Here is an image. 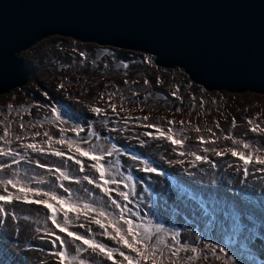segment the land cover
I'll return each instance as SVG.
<instances>
[{
  "label": "rangeland",
  "instance_id": "obj_1",
  "mask_svg": "<svg viewBox=\"0 0 264 264\" xmlns=\"http://www.w3.org/2000/svg\"><path fill=\"white\" fill-rule=\"evenodd\" d=\"M73 47H79V49H81L80 47H84L88 56L91 55L90 50L97 46L93 42L78 41L69 36L48 35L37 40L17 54L23 60L24 65L28 67L30 74L26 84L22 87H16L0 93V134H3L5 125L11 124L13 135L10 138L13 141L12 146L18 147L15 141L16 133L25 134V139L28 141L31 137L33 139V133L40 132L41 135L34 139L36 141H43L46 139L42 135L45 131L50 132L54 138H58L60 127H67L69 129L77 125L85 129L92 127L101 137V140L98 142L94 138H89L92 143H99L101 145L102 139L105 138L109 141L108 146L105 144L106 148L110 147L112 143H116L122 150H127L126 154L119 156L121 171L125 174L131 172L137 189L138 185L142 188L141 193L144 199L140 202L141 217L143 219H154V222L163 223L166 228L179 230L182 242H187L189 245L198 247L201 254L207 256V259L198 257L192 264H222L208 250L203 248L205 243H215L216 237H211L207 240L203 237L199 204L204 201L200 200L199 197H207L215 193L218 194L220 199L239 200L240 198L234 192L231 191L229 193L226 191L225 182L222 180L224 172L218 173L217 169L211 170L209 166L201 165V167L208 169L209 175L202 176L201 174H197L196 176H190L188 172H197V170L189 168L187 164L181 166L179 164H169L167 161L169 159H193L187 156L181 157L178 155V152L195 151L198 154H204L202 151L204 147H215L218 149L237 147L239 150H244L242 148L244 142L251 145L249 150L254 154H256V149H260L261 154H264V147L258 146L264 145V141H260V137L248 139V136L245 138L247 132L252 127V125L248 124L249 119H252L254 123L264 126V93L250 91L249 89L241 91H229L225 89L204 90L202 85L192 80L179 67L158 65L154 62L152 55L136 50H132L137 57L133 70L125 72L127 74L119 73L117 71L120 68L114 66L118 58L117 56H115V60L111 56L102 57L100 58L102 60H100L95 59L91 55L86 62L81 63V58L72 52ZM111 50L120 51L121 53H126L127 51L119 47ZM145 56L150 57L152 63H144L142 58ZM73 58L75 60L72 62ZM108 59H110L112 65L108 64V67H105V63H109ZM72 64L74 65L72 66ZM59 65H61V68L57 70L56 67ZM145 79L150 81L148 85H144ZM158 79L161 81L160 83H157ZM125 81H127L126 84ZM52 83L57 87L59 83L65 84L62 96L58 94L59 87H55L57 93L55 96H52ZM134 92L137 95H133ZM173 92H177L179 98L173 96ZM110 94L114 95H112L109 101ZM64 101L70 103L72 106H76V111L74 112L81 116L76 117L73 114H67L63 107ZM202 101L203 103H201ZM109 103L116 105V111L120 113L119 115L112 112L111 108L108 107ZM9 104L13 105V109H8L7 106ZM93 106H99L108 111L109 117L107 123H105L104 117H98L96 114L91 117L87 115L82 116L81 111L83 107L92 108ZM53 107L60 111L64 120L67 121L66 125L48 123ZM144 116H148L149 120L143 121L142 118ZM233 119L236 121L235 127L232 126ZM21 120L25 124L24 132H21ZM168 120L174 121V124L169 125L167 123ZM181 121L183 124H181ZM146 123H152L164 131L172 127L174 133H180V138L187 137L184 147L177 146V152H173L172 148L174 146L170 142L159 140L158 145L167 143L169 147L162 148L159 153L151 152L148 155L139 153L138 148H141V146L136 145V137L147 141L146 145H148L151 142L150 140L154 139L143 136V133L148 131L153 136L159 134L156 128L149 129L144 127ZM217 124H219V127H217ZM196 127L200 128L199 133L194 130ZM112 128H118L120 131H111ZM242 129L244 131L240 133ZM66 135L69 138H77L75 133L71 131H68ZM228 135H231L233 139L241 141V144L233 145L231 140L225 139V136ZM86 136L87 131L80 133V137ZM200 136H203L209 143H201L198 139ZM211 141H215V143H211ZM55 146L61 147L59 145ZM83 146L87 147V145ZM64 150L67 151L66 147ZM146 152L149 153L150 151ZM133 154L140 155L142 159H148L150 162L154 161V166L158 168V171L163 172L165 176H171L170 188L166 191H163L161 187L157 188L155 180L158 175L154 173L146 174L139 171L141 165L138 162H128L127 160L124 163L123 157L130 158ZM207 155H209L210 159H214L215 157V154L211 152L207 153ZM36 157V159L49 165H61L63 163L58 158L52 156L36 155ZM161 157L164 158L162 159ZM107 159L115 161L116 157L113 156ZM85 163H90V161L85 160ZM177 165L182 169L177 170V168H174ZM19 168L21 176L27 175L28 178L36 176L48 181L47 185L42 186L52 187L55 182L54 175L45 169H39L36 166L23 162L19 165ZM67 170L72 176H82L84 174L78 171V166L72 161L67 162ZM6 174L10 175L11 170H8ZM184 174L187 176H184ZM217 176H219V180ZM213 178L217 180L216 184L209 182ZM251 178L250 176L247 178L245 187L242 183L243 185H238L236 190L244 191L247 189L250 200L256 201L257 197H264V190L262 189L264 187V178L261 179V182L256 179V183L259 182L261 184L256 195H254L255 193L251 188ZM64 183L67 187L73 189L75 196L81 200L92 199L88 197L87 193L82 191L83 187L89 188L95 196L100 197L101 203L107 200L98 189L87 185L84 181L81 184L68 181ZM181 185L187 187L189 194H186L180 188ZM144 188H147L149 191L144 192ZM193 188L202 191L199 197L194 193ZM55 190L67 195L58 187ZM233 197L236 199H232ZM207 203L213 202L208 201ZM129 206L131 207L132 205ZM249 208L253 211L254 218L261 216L263 217V221L262 223L249 224V227L253 228L249 248L251 258L246 255L243 258L244 264H264V241L261 240V236L264 235V213L261 215L259 212L261 208L259 204L252 202ZM212 210L217 211L219 209L218 207H213ZM46 215L47 211L43 213V218L35 220V229L41 228L43 230L51 226L50 222L46 221ZM19 216L21 217V215ZM23 216L27 215L24 214ZM28 219L31 220L32 217L28 216ZM80 222L82 221H77V225ZM89 226L91 227V225ZM92 226L96 227V229H93L95 232L101 231L96 225ZM74 230L79 231L81 234L85 233V229L78 227ZM197 236H200L201 239L197 240ZM95 238L108 244L110 247H117L114 242L107 240L103 236L97 235ZM5 239L11 242V239ZM260 242L263 245H259ZM222 246L224 245L222 244ZM44 247L51 246L44 245ZM225 247L228 254L232 255L231 246ZM30 248L43 249V246L39 245L37 236L33 239L28 238L25 240L19 250ZM44 250L47 253L51 251L48 249ZM191 254V252L181 253V256L186 260V257ZM4 255L5 250L0 246V263L11 264L9 259L5 260ZM85 256L87 257V253H85ZM252 258L256 259L255 263L250 261ZM97 259L100 258L97 257ZM233 259L236 260V264H240L241 258L239 256H234ZM24 264L27 263L24 262ZM101 264H111V262L102 261Z\"/></svg>",
  "mask_w": 264,
  "mask_h": 264
},
{
  "label": "snow or ice",
  "instance_id": "obj_2",
  "mask_svg": "<svg viewBox=\"0 0 264 264\" xmlns=\"http://www.w3.org/2000/svg\"><path fill=\"white\" fill-rule=\"evenodd\" d=\"M72 52L81 58V63L87 61L88 56L85 50L73 47ZM109 56L115 60V54L105 48L97 53L96 58ZM142 60L144 63H152L151 58L147 56ZM105 67H108V63H105ZM119 67L128 69L129 64L120 61ZM160 82L158 79L157 83ZM126 83L127 81H125ZM143 83L148 85L150 81L145 79ZM58 87L63 89L65 84L59 83ZM112 95L114 94L109 95V101ZM133 95H137V93L134 92ZM172 95L179 98L177 92H173ZM7 107L9 110L13 109L11 104ZM108 107L114 114H120L116 111L115 104L109 103ZM91 111L98 117H104V121L107 123L108 117L105 108L93 106ZM142 119L148 121L149 117L144 116ZM48 123L66 125L67 121L64 120L60 111L53 107ZM167 123L172 125L174 121L168 120ZM181 124H183L182 121ZM248 124L252 125L249 129L251 132L264 135V126L254 123L252 119L248 120ZM232 126H236L235 119L232 121ZM144 127L156 128L159 134L153 136L152 133L145 131L143 136L170 142L174 146L173 152H177V146L183 148L185 145L187 137L180 138V133H174L172 127L167 128L166 131L152 123H146ZM20 128L22 130L25 128L23 120H21ZM194 130L197 133L200 132L199 127ZM68 131L75 133L77 138H69L66 135ZM85 131H87V136L80 137V133ZM111 131H120V129L112 128ZM209 131L211 130L209 129ZM12 135L11 124L5 125L3 134H0V240L4 238L3 229L10 226L9 221L15 225L14 232L18 233L20 230V216L15 208L17 204L36 205L47 210L46 221L50 222L51 226L43 230L36 228L35 231L42 233L39 239L51 245L49 255L55 264H101L102 261H110L111 264H166V262L167 264H192L198 257L207 259V256L201 254L198 247L182 242L179 230L166 228L163 223H153L152 220H145L141 217L140 202L144 197L142 193L137 192V185L131 172L125 174L121 171L119 156L126 154L127 150H122L116 143H112L107 148L101 147L99 143H92L89 138H94L97 142L101 140L100 135L92 127L87 129L79 125L71 129L60 127L58 138H54L50 132L45 131L42 135L46 139L43 141L34 139L41 135L40 132L33 133V139L28 141L25 139V134L16 133L15 141L18 147L12 146L13 141L10 138ZM136 139L142 146L147 143L139 137ZM198 139L201 143H209L203 136ZM225 139L231 140L233 145L241 144V141L233 139L231 135L225 136ZM211 143H215V141H211ZM83 145H87V147ZM65 147L67 151L64 150ZM242 148L249 150L251 145L244 142ZM244 150H239L237 147L223 149L204 147L202 150L204 154H198L195 151L178 152L181 157L187 156L193 159H169L167 162L181 166L187 164L189 168L196 169L197 172H188L190 176L197 174L205 176L209 175V171L202 168L201 165H208L211 170L221 167L210 159L207 153H214L216 157L230 155L242 162V165L236 166V171L242 173L244 179L241 183L246 184L247 178L252 174V167L256 172L264 173V154H261L260 149H256V154L250 150ZM32 154L56 157L63 163L61 165L45 164L39 159H33ZM113 156L116 157L115 161L107 159ZM130 159L141 165L139 168L141 172L164 175L154 166V161L150 162L135 154L131 155ZM85 160L90 163H85ZM68 161H72L78 166V171L84 174L82 176L70 175L67 170ZM22 162L29 165L35 164L36 168L45 169L53 174L55 182L52 187L42 186L48 184V181L43 178L21 176L19 165ZM227 166L234 167L233 163H228ZM8 170H11L10 175L6 174ZM65 181L75 184H81L84 181L87 185L98 189L107 200L101 203V198L95 196L87 187H83L82 191L92 199L81 200L75 196L73 189L65 185ZM209 182L216 184L217 180L213 178ZM233 182L230 179L227 184L231 185ZM57 187L67 195L57 192L55 190ZM143 191L149 190L144 188ZM230 191L240 198L239 202L220 199L215 193L207 197H199L204 201L199 204L203 237L206 240L216 237L215 243H205L203 248L222 264H236L234 256H239L240 264H244L243 258L246 255L251 258L249 248L253 228H250L249 224H254L255 216L249 208L252 201L247 189L239 191L233 188ZM208 201L213 203H207ZM260 206L264 207V197L261 198ZM213 207H218L219 210L214 211ZM23 219L27 220L28 217L25 216ZM77 221L82 222L77 225ZM89 225H96L101 231L97 233ZM76 227L85 229V233L81 234L74 230ZM97 235L114 242L117 247H110L101 242L95 238ZM196 239L200 240L201 237L197 236ZM261 240L264 241V235L261 236ZM225 246H231L232 255L228 254ZM188 252L192 254L188 255L185 260L181 253ZM85 253H87V257Z\"/></svg>",
  "mask_w": 264,
  "mask_h": 264
},
{
  "label": "water",
  "instance_id": "obj_3",
  "mask_svg": "<svg viewBox=\"0 0 264 264\" xmlns=\"http://www.w3.org/2000/svg\"><path fill=\"white\" fill-rule=\"evenodd\" d=\"M48 35L141 51L203 85L264 93V0H0V93L26 84L16 53Z\"/></svg>",
  "mask_w": 264,
  "mask_h": 264
},
{
  "label": "bare ground",
  "instance_id": "obj_4",
  "mask_svg": "<svg viewBox=\"0 0 264 264\" xmlns=\"http://www.w3.org/2000/svg\"><path fill=\"white\" fill-rule=\"evenodd\" d=\"M52 94L56 95L57 93V89L52 86ZM244 130L242 129L240 131V133H242ZM249 136V137H248ZM248 137V139H254L257 137H260V141H264V136L257 134V133H253L251 131H248L245 138ZM136 141V145L137 146H141V148H138L139 153L143 154V155H148L151 154V152H157L159 153L162 148H168V144L164 143L162 145H158L159 144V140L154 139V140H150L151 142L148 145H140L137 141V139H135ZM105 144H107V146L109 145V141L105 138L102 139V145H100L101 147H103ZM259 147L263 148L264 145H258ZM146 151H150L149 153H147ZM33 155V159H36V155ZM168 156H170L169 153H167ZM140 156V155H137ZM124 163L130 162L132 161L129 157L127 158L126 156L123 157ZM213 161H215L216 163H218L221 167L217 169V172H224V177L222 178L223 182H225V189L227 192L231 193L230 189H236V187H238V185L242 186L243 184L241 183V181L244 179L242 176V173L237 172L236 171V166L242 165V162L238 161L237 158L231 157L230 155H225V156H221V157H214V159H212ZM228 163H233L234 167L233 168H229L227 165ZM33 166H35V164H31ZM204 166H208V165H204ZM252 167V166H250ZM259 167V166H256ZM174 168H177V170H181L182 168H180L178 165L177 167L174 166ZM204 168V167H202ZM206 169V168H204ZM208 170V169H206ZM184 176H187L184 174ZM254 176V177H253ZM250 177H252L250 179V183L252 184V189L253 192L255 193L254 195L257 194L258 189L260 188L261 184L259 182H261V179L264 178V173H260V172H256L255 168L252 167V174L250 175ZM217 179L219 180V176H217ZM233 180V184L228 185L227 181L228 180ZM256 179H258L259 182L256 183ZM172 181V177L170 176H165V175H158L156 177L155 180V184L156 187L159 188L161 187V189H163V191H166L170 188V182ZM203 186V185H202ZM244 187L246 186V184L243 185ZM181 189L184 190V192H186V194L188 193L187 187L184 185L180 186ZM264 190V187L262 188ZM210 190V189H208ZM193 191L195 194H197V197H199L201 195L202 191H199L195 188H193ZM138 193L142 192V188L140 185H138V189H137ZM257 197V196H256ZM261 198L262 197H257L256 201H252L255 204H259L261 203ZM232 199H236V198H232ZM239 202V200H237ZM21 205V204H20ZM19 204H17L15 206L16 211L18 213V215H21L20 217V221H19V232L16 233L13 231L15 225L12 224L11 221H9V227H6L5 229H3V233H4V238L2 240H0V246L2 249L5 250V255L4 258L5 260L9 259V262L11 264H24L25 263H29V264H55L53 258L49 255V253H47L44 249H48L51 250V247H44V245L46 246H51L50 244L46 243L44 240L39 239V237L42 235V233H37L35 231V225H36V221L35 220H39V218H43V213L45 211H47L46 209L42 208V207H38L36 205H24V206H20ZM264 208V207H263ZM261 207L259 209V212L261 213V215H263L264 210ZM24 214L28 216H31L32 219L29 220H24ZM263 221V217L259 216L256 218H253V222L254 224L256 223H262ZM92 229H96L95 226L91 225ZM35 236H37V240H39V245L43 246V249L41 248H30V249H25V250H19L20 246L24 243L25 240H27L28 238H34ZM185 237V236H184ZM5 238L11 239V242H8V240H6ZM20 242V243H19ZM44 244V245H43ZM259 245H263L262 242L259 243ZM263 247V246H262ZM25 259H22V258ZM4 260V261H5ZM23 260V261H22ZM38 261V262H37Z\"/></svg>",
  "mask_w": 264,
  "mask_h": 264
},
{
  "label": "flooded vegetation",
  "instance_id": "obj_5",
  "mask_svg": "<svg viewBox=\"0 0 264 264\" xmlns=\"http://www.w3.org/2000/svg\"><path fill=\"white\" fill-rule=\"evenodd\" d=\"M87 43H90V42H87ZM94 45L97 46V47L96 48H92L90 51H91V55H93L95 59H97L96 58L97 57L96 52L98 51V49H105V48H107V49H110L111 50V49L115 48V47L109 46V45L106 46V47L99 46V45H97L95 43H94ZM28 47H26V48H28ZM26 48H24V49H26ZM77 48H79V47H77ZM80 48L84 50V47H80ZM24 49H22V50H24ZM22 50H20V51H22ZM125 50H127L126 53H121L120 51L119 52H116V51L111 50L112 53H115L116 52L115 53V56L118 57L117 60L115 61L116 63L114 64L115 67H118L116 65L119 64L120 61H123L124 63H128L129 64V68L128 69H123V68L119 67L120 70L117 71L119 73H125V72H129V71L133 70L135 61H137L136 60L137 57H136V54H135L134 51L128 50V49H125ZM91 55H88V57H90ZM138 59H140V58H138ZM73 60H75V59L73 58L72 59V62H73ZM100 60H102V59H100ZM108 62H109L108 64L111 66L112 63L110 62V59H108ZM77 63H79V61H77ZM73 65L74 64H72V66ZM60 68H61V65H59L58 67H56L57 70H60ZM93 72L96 73L95 70H93ZM52 84H53L54 87H57L54 83H52ZM63 92H64V90L61 89V88H59V92H58L59 96H62L63 95ZM50 93H51V91H50ZM52 96H55V95L52 94ZM63 107H64V109H65V111H66L67 114H73L76 117H80L81 116L80 114L74 112V111H76V106H72L70 103L64 101L63 102ZM77 112H79V111H77ZM106 113H107V117H109L108 116V111H106ZM81 114H82V116L87 115L88 117H91L92 115H94V113H92V111H91V108H85V107H83V109L81 111ZM21 132H24V129L23 130L21 129ZM30 140H32V137H31ZM103 148H106V146L104 145Z\"/></svg>",
  "mask_w": 264,
  "mask_h": 264
},
{
  "label": "trees",
  "instance_id": "obj_6",
  "mask_svg": "<svg viewBox=\"0 0 264 264\" xmlns=\"http://www.w3.org/2000/svg\"><path fill=\"white\" fill-rule=\"evenodd\" d=\"M16 55H17V53H16ZM180 68V67H179ZM183 72H184V69H182V68H180ZM186 73V72H185ZM187 74V73H186ZM197 82V81H196ZM199 83V82H198ZM199 85H202L203 86V88H204V90H217V89H219V88H216V87H213V86H207V85H203V84H201V83H199ZM227 90H230V89H228V88H226ZM150 220H153V223H156V222H154V219H151V218H149ZM145 220H148V219H145Z\"/></svg>",
  "mask_w": 264,
  "mask_h": 264
},
{
  "label": "built area",
  "instance_id": "obj_7",
  "mask_svg": "<svg viewBox=\"0 0 264 264\" xmlns=\"http://www.w3.org/2000/svg\"><path fill=\"white\" fill-rule=\"evenodd\" d=\"M95 44H97V43H95ZM97 45H99V44H97ZM106 46H108V45H105L104 47H106Z\"/></svg>",
  "mask_w": 264,
  "mask_h": 264
},
{
  "label": "clouds",
  "instance_id": "obj_8",
  "mask_svg": "<svg viewBox=\"0 0 264 264\" xmlns=\"http://www.w3.org/2000/svg\"><path fill=\"white\" fill-rule=\"evenodd\" d=\"M188 75V74H187Z\"/></svg>",
  "mask_w": 264,
  "mask_h": 264
}]
</instances>
